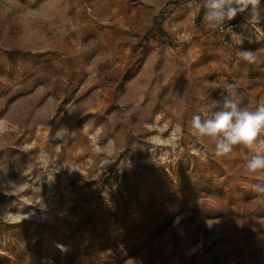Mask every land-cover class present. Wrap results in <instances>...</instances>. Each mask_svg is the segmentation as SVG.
Returning a JSON list of instances; mask_svg holds the SVG:
<instances>
[{"label": "rangeland", "instance_id": "374dc122", "mask_svg": "<svg viewBox=\"0 0 264 264\" xmlns=\"http://www.w3.org/2000/svg\"><path fill=\"white\" fill-rule=\"evenodd\" d=\"M188 4L0 0V264H264L255 152L191 128L264 103V0L234 33Z\"/></svg>", "mask_w": 264, "mask_h": 264}, {"label": "clouds", "instance_id": "9594fccd", "mask_svg": "<svg viewBox=\"0 0 264 264\" xmlns=\"http://www.w3.org/2000/svg\"><path fill=\"white\" fill-rule=\"evenodd\" d=\"M194 2L195 0H189L188 6L192 7ZM259 3L260 0H203V20L206 25L222 30L225 20L234 19L250 5L251 14L255 16ZM236 55L249 64L258 60L257 54L250 49L240 50ZM231 87L229 85V88ZM233 96L234 93L224 98V110L217 112L214 119L202 121L200 116H194L191 128L198 138L217 137L222 134L215 147L217 157H228L233 151V146L240 144L253 150L255 155L246 162V172L254 174L258 169H264V139H261L264 136V103L259 104L255 111H250L247 108L242 109ZM257 143L259 146L254 148ZM252 190L264 194V182L254 184Z\"/></svg>", "mask_w": 264, "mask_h": 264}, {"label": "built area", "instance_id": "2783aa9c", "mask_svg": "<svg viewBox=\"0 0 264 264\" xmlns=\"http://www.w3.org/2000/svg\"><path fill=\"white\" fill-rule=\"evenodd\" d=\"M245 11L238 13L234 19L232 20H225L222 30L216 29L218 32L226 33V32H241L243 28V22L245 21ZM185 32H182V35H184Z\"/></svg>", "mask_w": 264, "mask_h": 264}, {"label": "bare ground", "instance_id": "6f19581e", "mask_svg": "<svg viewBox=\"0 0 264 264\" xmlns=\"http://www.w3.org/2000/svg\"><path fill=\"white\" fill-rule=\"evenodd\" d=\"M91 137H92V139H93V143H94L95 146L98 148L99 146H98L97 143H96V137H95V135L93 134ZM62 146H63V143H59V144H58V149H59V150H62Z\"/></svg>", "mask_w": 264, "mask_h": 264}]
</instances>
